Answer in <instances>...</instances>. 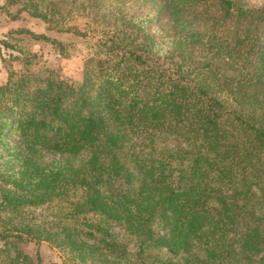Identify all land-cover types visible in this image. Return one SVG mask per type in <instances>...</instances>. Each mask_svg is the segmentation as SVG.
<instances>
[{"label": "trees", "instance_id": "obj_1", "mask_svg": "<svg viewBox=\"0 0 264 264\" xmlns=\"http://www.w3.org/2000/svg\"><path fill=\"white\" fill-rule=\"evenodd\" d=\"M138 1L157 4L169 47L127 16ZM0 12L86 51L71 80L30 49L67 58L65 44L0 32V264H40L30 242L76 264H264V1L0 0Z\"/></svg>", "mask_w": 264, "mask_h": 264}, {"label": "rangeland", "instance_id": "obj_2", "mask_svg": "<svg viewBox=\"0 0 264 264\" xmlns=\"http://www.w3.org/2000/svg\"><path fill=\"white\" fill-rule=\"evenodd\" d=\"M233 7H242L245 9H256L261 7L264 0H228ZM157 4L144 2H131L127 9V16H131L135 20H140L145 32L154 37L158 42L157 49L167 48L170 46L169 35L171 28L165 19L161 18L157 13ZM25 28L35 34H43L50 39L59 41L65 44L67 58L60 57L54 47L48 43L30 42V49L38 57V64L41 67L48 68L55 71L60 76L76 80L80 79V72L85 54V49L80 46V40L68 34L55 33L47 31L45 25L37 19L27 16L25 13H20L15 21H10L6 16L0 12V32L4 28ZM202 59V58H201ZM228 76H236V73L226 71ZM4 80V72L0 64V83ZM6 138L11 141V136ZM158 227L154 226L153 231L158 232ZM1 246V243H0ZM25 252L35 263L39 261L40 264H76L71 261L68 252L63 247H55L47 242H40L38 244L24 243L21 246ZM197 250L194 253L197 254ZM198 255V254H197Z\"/></svg>", "mask_w": 264, "mask_h": 264}]
</instances>
